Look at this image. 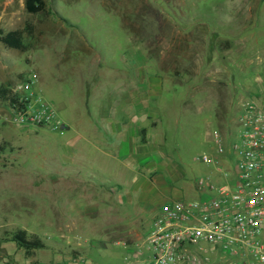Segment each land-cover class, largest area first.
Returning a JSON list of instances; mask_svg holds the SVG:
<instances>
[{"label": "rangeland", "instance_id": "obj_1", "mask_svg": "<svg viewBox=\"0 0 264 264\" xmlns=\"http://www.w3.org/2000/svg\"><path fill=\"white\" fill-rule=\"evenodd\" d=\"M46 2L51 13L39 17L25 0H0V30L29 25L26 51L0 42V85L17 93L35 74L30 97L46 98L71 127L15 124L0 99V234L26 227L56 262L147 264L159 205L202 197L190 190L201 177L223 183L201 160L218 155L213 130L238 123L250 102L264 109V0ZM142 107L151 147L180 178L163 171L160 184L158 167L114 156L111 124Z\"/></svg>", "mask_w": 264, "mask_h": 264}, {"label": "built area", "instance_id": "obj_2", "mask_svg": "<svg viewBox=\"0 0 264 264\" xmlns=\"http://www.w3.org/2000/svg\"><path fill=\"white\" fill-rule=\"evenodd\" d=\"M37 76L19 82L15 91L27 101L24 111L14 110L15 124L62 125L56 108L43 96H33ZM239 131L231 150L234 170L225 169L219 155L225 153L224 137L213 130L218 155L204 154L223 183L210 177L197 180L202 197H176L158 208L146 240L147 264H264V109L250 102L239 115ZM218 181V182H221ZM52 264H92L80 257Z\"/></svg>", "mask_w": 264, "mask_h": 264}, {"label": "crops", "instance_id": "obj_3", "mask_svg": "<svg viewBox=\"0 0 264 264\" xmlns=\"http://www.w3.org/2000/svg\"><path fill=\"white\" fill-rule=\"evenodd\" d=\"M140 101L137 100L131 102V104H134L131 105V107L132 108L134 107L135 110V108H137L139 105L142 104ZM256 102H258L259 104L261 103L260 100L258 99H256ZM125 111L126 110H124L123 113L128 115V117L122 116V118L126 119L127 121H125L124 119H122V121L119 122L114 121L111 124V129H110L111 132L109 133L110 137L108 138L109 141L112 142L113 145L115 146L113 151L116 159H118L120 163L125 164V166L128 167H141V166L158 167L160 170L155 172V174L153 175V179L154 182L158 181L160 184L166 183L165 177L163 178V180L161 178L163 175V171H167L168 175L172 179L180 178L181 177L180 174H177L173 165H170L169 162L166 160V154L162 153L161 149L157 150L158 149L157 147L154 146L151 147V144H153L154 140H156L155 139L156 134L155 131L149 129V128H154L152 122L151 124H149L151 126L144 125L146 120L151 117L147 109L142 107V110L138 109L137 112H134L133 114L131 113V115ZM113 113L114 114L112 116L114 118L116 116V113L115 111ZM238 118L239 116L237 117V119ZM237 122L238 123L236 124L234 122L231 124L223 123V127H225L226 131H222L220 129L219 130L222 132L224 141L232 142L237 137L240 128L239 121L237 120ZM64 124H66V127L65 128L61 127V129H69L71 127L70 123L64 122ZM143 130H145V132H143ZM143 133H145L144 142L142 141ZM93 136L96 137V134H94ZM141 159H143L145 162H140ZM219 161L223 168L234 170L235 161L231 159L230 154L224 153V155L219 156ZM159 174L161 175L158 176ZM210 175H215V177L220 176V173L217 171L214 165ZM220 179L221 178L219 177L218 180L221 181L222 179L221 180ZM190 190H193L198 195H200V192L197 188V184L196 185L192 184V186H190ZM145 191L146 190H144L143 193H145ZM176 197L178 198L185 196L182 194L181 196L170 197L168 199H165L164 201ZM22 228L26 229L30 233H34L32 231H29L26 227H22ZM2 236L3 235L0 234V264H3V262H6V264H52L56 262L54 260L48 259L47 257H44L42 254L44 253V251L42 249H36L28 253L24 248L19 247L13 241H2L1 240ZM62 258L63 257H61V259ZM69 258L71 259V257Z\"/></svg>", "mask_w": 264, "mask_h": 264}, {"label": "trees", "instance_id": "obj_4", "mask_svg": "<svg viewBox=\"0 0 264 264\" xmlns=\"http://www.w3.org/2000/svg\"><path fill=\"white\" fill-rule=\"evenodd\" d=\"M25 6L29 13L39 17L48 16L51 13L46 0H25ZM123 24L124 27L128 29V26L124 22ZM28 27L7 32L0 30V42L8 48L26 51L28 49V44L25 40V35ZM0 99L8 101L13 110L24 111L26 109L27 101L21 100L20 95L13 92L8 85H0ZM143 132H145V130H143ZM2 152L3 147H0V153ZM1 240L13 241L19 247L24 248L28 253L36 249H44L47 247L46 242L38 234L30 233L23 228H18L3 235Z\"/></svg>", "mask_w": 264, "mask_h": 264}, {"label": "water", "instance_id": "obj_5", "mask_svg": "<svg viewBox=\"0 0 264 264\" xmlns=\"http://www.w3.org/2000/svg\"><path fill=\"white\" fill-rule=\"evenodd\" d=\"M61 127H62V128H65V127H66V124L63 123V124L61 125Z\"/></svg>", "mask_w": 264, "mask_h": 264}]
</instances>
